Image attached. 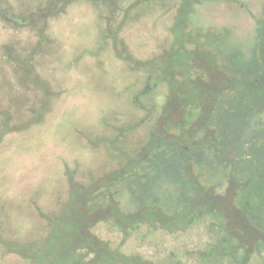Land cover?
<instances>
[{"label": "rangeland", "instance_id": "rangeland-1", "mask_svg": "<svg viewBox=\"0 0 264 264\" xmlns=\"http://www.w3.org/2000/svg\"><path fill=\"white\" fill-rule=\"evenodd\" d=\"M57 1L55 7L58 8L63 0ZM133 1L118 0L120 8L115 9L109 21L107 3L95 5L81 0L63 5L47 19L46 39L41 49L31 25H14L0 18V237L8 241V244L0 241V264H35L34 259L20 252L32 243L34 249L42 248L44 236L43 244L56 261L72 263L78 256L75 244L79 235L89 232L77 218L90 206V201L104 204L97 190L76 185H88L105 171L115 169L121 160L114 144H119L123 151L142 145L161 114L165 119L159 121L160 128L171 123L170 141L191 149L190 153L202 160V167L194 166L201 171V179L192 177L191 184L201 186L208 194H212L210 187L218 193L225 190L224 177L218 172L229 170L230 159L223 162L202 153L199 149L205 146V141L200 139L202 130H196L200 123L191 124L189 114L183 116L179 111L194 95L197 86L201 88L202 84L209 85L216 80L214 69L205 59L188 63L192 52L180 51L185 41L174 38L171 32L179 0H147L124 14V9ZM189 1H185L188 4L184 8L192 12H189L190 33L201 27L215 33L214 37L197 41L202 47L215 50L218 64L228 65L227 43L231 49L238 47L241 52L245 43L244 54L257 59L256 54L250 52V43L255 46V20L264 10V0H198L192 2L193 8ZM44 3L45 0H0V8L13 14L32 11L37 4ZM121 21L115 38L103 37L108 22L114 28ZM218 33H222L223 38L220 35L216 38ZM185 37V40L191 39V36ZM217 43L215 49L213 46ZM188 47L193 50L195 46L188 44ZM196 53L197 56L202 54L200 50ZM137 61H154L159 67L164 63L163 70L167 74L164 83L154 85L157 73L150 72L152 66H138ZM183 62L188 63V67L185 68ZM25 64L33 76L45 82L46 96L43 89L25 81ZM147 76H151L152 86L144 90ZM169 83L173 94L169 93ZM43 102L47 103L46 109L38 114ZM173 108L176 112L171 113ZM245 119L239 140H248L257 131H263L259 138L264 136L263 112L252 113L250 119ZM128 125L129 132L114 144L98 139L101 134L115 135L117 127ZM250 143L241 142L232 146V152L228 151L229 157L237 160V171L246 163L245 157L254 155L255 158L259 153L252 150L256 148L251 149ZM262 180L264 182V178ZM234 203L236 211L242 214L245 207L240 205L239 198ZM176 223L178 226L182 223L178 216ZM205 223L196 222L181 232L157 227L153 234L145 237H142L146 231L143 226L125 240L120 230L104 220L95 222L90 230L107 241L110 248L125 254L138 253L145 259L162 262L176 257L181 264H200L198 252L216 238L205 228ZM162 224L160 218L156 226ZM11 241L18 245L14 247ZM85 258L89 259L90 255ZM247 264H264V250L252 251Z\"/></svg>", "mask_w": 264, "mask_h": 264}, {"label": "trees", "instance_id": "trees-1", "mask_svg": "<svg viewBox=\"0 0 264 264\" xmlns=\"http://www.w3.org/2000/svg\"><path fill=\"white\" fill-rule=\"evenodd\" d=\"M72 1L81 0H63L58 8L55 7L57 0H45L43 5L37 4L32 11L21 10L13 14L0 8V18L14 25H31L36 31V43L41 49L46 39L47 19ZM88 1L95 5L109 4L108 21L112 18L115 9L120 8L117 4L118 0ZM145 1L147 0H134L128 8L124 9V14L132 6L146 3ZM185 1L179 0L176 6L171 32L174 38L179 37L185 41L180 45L181 52H192L191 60H189L191 62L188 63L198 59L209 61L211 68L214 69L216 80L210 82L209 85L202 84L201 88L197 86L194 89L193 85L194 95L190 96L185 104L183 103L179 111L183 116L189 114L188 121L191 124L200 123L196 130H202V135H200L203 139L201 136L200 139L205 141V146L199 149L202 153H209L214 159L218 158L222 161L230 159L229 162L226 160L230 166L229 170L222 174L218 172L221 178L224 177L225 190L218 193L212 191L213 188L210 187L212 194H208L209 191H204L201 186L191 184L192 177L195 180L201 179V171L196 169V165L202 167V160L196 159L194 153H190L191 149L183 148L182 145L179 146L170 141L173 135L170 130L171 123H167L162 128L159 126V121L162 122L165 119L163 114L151 127L146 141L142 145H137L133 150L123 151L119 144L115 143L129 132V125L125 128L117 127L116 134L111 133L113 137L101 134L98 138L100 141L107 140L115 143L114 147L121 161L115 169L105 171L101 176L92 179L88 185H76L78 188L97 190L104 204H95V201H90V206L86 210L83 209V214L77 218L80 225L85 229L88 228L89 232L79 235L75 244L78 245V248H75L78 256H75L74 261L76 262L73 261L74 263L70 264H116L119 262L123 264H181L176 257L169 262L153 261L141 257L138 253L125 254L117 248H110L107 241L100 239L90 230L91 226L99 220L107 221L120 230L124 240L129 235L138 233L143 226L146 231L142 233V237H145L153 234L157 227L168 232H181L183 228H190L196 222L206 221L205 228L215 234L216 238L198 252L200 264H247L252 251L264 250V231H261V226L264 228V224L262 225L264 220V182L262 180L264 178V136L259 138L263 131L255 132L248 137V140L243 138L239 140L238 137L245 125V118L250 119L252 113L256 115L263 112L264 114V10L255 20L257 24L255 46L250 43V52L255 53L257 59L244 54L247 48L245 43L243 52L238 47L231 49L227 43V47L229 46L227 53L229 57L226 58L228 65H220L215 50L204 48L203 44L197 41L202 37L206 38L205 40L211 36L214 37L215 33L209 29L204 30L202 27L198 30L195 28V32L190 33L192 30L188 28V25L191 16L190 11L186 12L184 8L188 4ZM196 1L198 0L189 1L191 8H193L192 2ZM122 23L121 21L112 28L113 25L108 22L107 32L103 34V37L109 35L115 38L114 33ZM176 29H179L178 32ZM185 35L187 38L191 36V39L185 40ZM219 35L223 38L222 33H218L216 38ZM186 43L193 44L195 46L193 50L188 47V44L185 46ZM218 45L219 43L212 46L216 49ZM252 47H254L253 51ZM198 50L202 53L199 56L196 53ZM118 55L121 58L133 60L129 56ZM149 61H137V65L152 66L150 72L157 73L153 84L164 83L167 77L163 70L164 63L159 67L154 61ZM188 63H184L183 66L188 67ZM241 63H243L242 66ZM179 64L181 66L182 63L179 62ZM250 71H253V75ZM31 73V69L25 64L23 74L25 81L31 82L38 89H43L44 96H46L48 92L45 82ZM150 77L147 76L145 79L144 90L152 86ZM169 89V93L173 94L174 90L170 83ZM44 101H46L45 98ZM135 101L138 100L135 99ZM41 105L38 114L42 109H46L47 103L43 102ZM140 106L142 107L141 104ZM173 112H176L175 108L172 109L171 113ZM247 141L251 142V149L256 148L252 150L259 151V153L255 158L254 155L249 158L245 157L246 163L242 164V168L237 171V160L232 156L229 157L228 153L232 152V146L239 145L241 142L247 143ZM210 176L212 180H215L212 173ZM253 188H256V191H253ZM193 189L195 192L192 191ZM236 198H239L242 202L239 204L245 207L242 214L235 209ZM260 201L263 203L261 204ZM101 211L103 213H100ZM235 213H238V216L231 218ZM158 215L161 217L156 218ZM177 216L181 218L180 226L176 223ZM160 218L163 219V226H156ZM86 220L87 222L84 223ZM44 239L45 236L42 238V248L34 249L32 243L31 246L24 247L20 253L28 259H34L35 264H60V261L53 258L50 250L45 248ZM0 241L8 244L5 238L0 237ZM9 243L14 247L18 245L15 241ZM86 255H90V258L86 259Z\"/></svg>", "mask_w": 264, "mask_h": 264}]
</instances>
